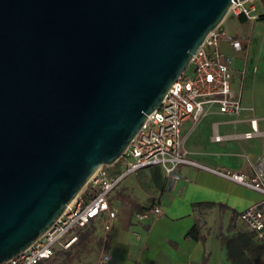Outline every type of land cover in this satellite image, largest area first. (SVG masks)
I'll return each mask as SVG.
<instances>
[{"label":"water","instance_id":"water-1","mask_svg":"<svg viewBox=\"0 0 264 264\" xmlns=\"http://www.w3.org/2000/svg\"><path fill=\"white\" fill-rule=\"evenodd\" d=\"M233 1L0 0V263L117 161Z\"/></svg>","mask_w":264,"mask_h":264},{"label":"crops","instance_id":"crops-1","mask_svg":"<svg viewBox=\"0 0 264 264\" xmlns=\"http://www.w3.org/2000/svg\"><path fill=\"white\" fill-rule=\"evenodd\" d=\"M250 43L251 38L244 53L234 51L226 41L220 46L232 56L231 87L240 92L244 106L240 115L210 107L198 121L187 119L182 124L183 148L191 159L248 176L254 175L253 163L264 158V90L260 97L254 93L264 74L253 72L256 60L249 54ZM246 54L248 58H243ZM239 76L242 82L237 80ZM244 88L251 91L244 93ZM251 117L257 118L260 133L250 138L234 136L251 128ZM214 132L224 138L214 140ZM118 169L119 164L111 167V171ZM176 172L180 178L169 182L161 165L145 166L124 176L111 190L109 202L117 215L110 221L111 257L104 264H230L218 236L250 230L237 214L262 194L193 164L182 163ZM155 202L161 205L163 216L136 219L140 207L148 212ZM195 224L203 239L185 236Z\"/></svg>","mask_w":264,"mask_h":264},{"label":"built area","instance_id":"built-area-1","mask_svg":"<svg viewBox=\"0 0 264 264\" xmlns=\"http://www.w3.org/2000/svg\"><path fill=\"white\" fill-rule=\"evenodd\" d=\"M261 11H264V7ZM228 12L235 17L243 15L252 21L264 13L258 11L257 6L249 0L233 1ZM223 41L228 42L234 51L244 53L250 38L231 34L220 24L209 31L192 54L187 69L171 84L158 107L147 115L117 161L99 167L38 239L18 255L0 264H51L57 246L68 248L77 239L76 232L71 233V229L82 228L92 220H99L104 232L108 233L110 221L117 215L109 202L111 190L127 174L155 164L163 167L169 182L180 178L176 172L179 164L189 163L259 191L261 199L242 209L237 217L264 244V158L253 163L254 175L248 176L226 167H211L195 161L183 148L184 135L181 129L185 120L198 121L209 112L210 107L235 117L244 109L240 92L233 91L231 87L232 56L221 50ZM249 120L251 128L234 136L250 138L260 133L257 118L251 117ZM212 137L214 140L224 138L217 132ZM116 164H119V169L111 171V167ZM163 215L161 205L155 202L148 212L138 211L135 217L137 220H153ZM103 241L99 264H104L111 257L107 238L104 237Z\"/></svg>","mask_w":264,"mask_h":264},{"label":"rangeland","instance_id":"rangeland-1","mask_svg":"<svg viewBox=\"0 0 264 264\" xmlns=\"http://www.w3.org/2000/svg\"><path fill=\"white\" fill-rule=\"evenodd\" d=\"M249 2L254 3L257 6L258 11H261L264 7V0H249ZM220 25L225 28L229 33H234L251 38V43L249 45V54L251 55V57H253V59L255 58L256 60L255 69L253 70V72L255 75L260 76L264 74V19H256L254 21L246 19L242 21L239 19V17H235L228 12L220 23ZM249 54L242 55V57L244 56L243 58H245V56L247 57ZM237 80L242 82L240 76L237 78ZM242 87L243 85H241V88ZM262 90H264V81H259L255 86L254 93L256 94V96L260 97V95L263 94ZM249 91H251L249 88L243 89L244 93H248ZM90 223H94L93 225H95L93 233L96 235V238L101 236L102 239H104V237H106L108 242V233L104 232L102 228V223L99 220H92ZM76 231L77 229L73 228L70 232L73 233ZM70 232L68 233V235L70 234ZM103 244L104 241L102 240L101 245L98 246L95 240L90 245L92 250L91 252H83L78 258L75 259H70L73 249H71L69 254H58L57 252L53 256V264H99L101 260ZM61 248L62 247L60 246L56 247V249L58 250Z\"/></svg>","mask_w":264,"mask_h":264},{"label":"trees","instance_id":"trees-1","mask_svg":"<svg viewBox=\"0 0 264 264\" xmlns=\"http://www.w3.org/2000/svg\"><path fill=\"white\" fill-rule=\"evenodd\" d=\"M240 20H246V18L241 15ZM258 19H264V13H261ZM201 203H194L193 205H200ZM140 211H145L148 208H139ZM94 223H89L88 225L78 228L76 231L77 239L67 248L55 249L53 256L58 252V254H69L71 249L73 252L70 259L78 258L81 253L91 252V244L96 240L98 246L101 245L102 237L96 238L93 233L95 229ZM186 237L203 239V235L200 234L199 226L197 224L193 225L185 233ZM220 241L224 246L227 254V258L230 264H264V244L260 242L254 235L253 230L246 231H235L231 234L219 235ZM96 238V239H95ZM53 256L50 263L53 264Z\"/></svg>","mask_w":264,"mask_h":264}]
</instances>
